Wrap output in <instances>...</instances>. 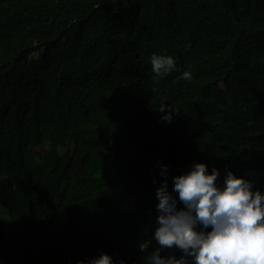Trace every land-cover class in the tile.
I'll use <instances>...</instances> for the list:
<instances>
[{
    "label": "trees",
    "instance_id": "1",
    "mask_svg": "<svg viewBox=\"0 0 264 264\" xmlns=\"http://www.w3.org/2000/svg\"><path fill=\"white\" fill-rule=\"evenodd\" d=\"M158 161L264 191V0H0V264H146Z\"/></svg>",
    "mask_w": 264,
    "mask_h": 264
},
{
    "label": "clouds",
    "instance_id": "2",
    "mask_svg": "<svg viewBox=\"0 0 264 264\" xmlns=\"http://www.w3.org/2000/svg\"><path fill=\"white\" fill-rule=\"evenodd\" d=\"M147 61L157 77L177 70L173 55L153 53ZM180 79L191 80V72H181ZM163 102L156 110L170 123L176 110ZM157 163L161 179L155 189L156 227L151 240L138 244L148 253L146 264H264V191L254 188L253 180L225 168L222 183H217L216 167L209 172L206 163L193 161L187 171L172 176L169 191V166ZM153 241L156 246L149 250ZM166 248L181 255H161ZM77 264L115 262L112 255L100 252ZM119 264L126 262L121 259Z\"/></svg>",
    "mask_w": 264,
    "mask_h": 264
}]
</instances>
